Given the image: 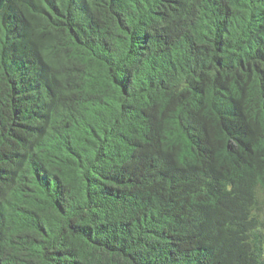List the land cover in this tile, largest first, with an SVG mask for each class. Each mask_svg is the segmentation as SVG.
Segmentation results:
<instances>
[{
    "label": "trees",
    "instance_id": "obj_1",
    "mask_svg": "<svg viewBox=\"0 0 264 264\" xmlns=\"http://www.w3.org/2000/svg\"><path fill=\"white\" fill-rule=\"evenodd\" d=\"M0 264H264V0H0Z\"/></svg>",
    "mask_w": 264,
    "mask_h": 264
}]
</instances>
